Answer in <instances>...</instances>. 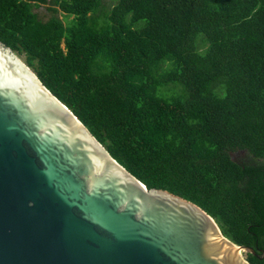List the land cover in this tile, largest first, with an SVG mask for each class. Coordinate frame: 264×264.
Masks as SVG:
<instances>
[{
  "label": "trees",
  "instance_id": "trees-1",
  "mask_svg": "<svg viewBox=\"0 0 264 264\" xmlns=\"http://www.w3.org/2000/svg\"><path fill=\"white\" fill-rule=\"evenodd\" d=\"M113 2L0 0V41L126 170L264 264V0Z\"/></svg>",
  "mask_w": 264,
  "mask_h": 264
},
{
  "label": "water",
  "instance_id": "water-1",
  "mask_svg": "<svg viewBox=\"0 0 264 264\" xmlns=\"http://www.w3.org/2000/svg\"><path fill=\"white\" fill-rule=\"evenodd\" d=\"M0 51V264H250L253 248L132 175L18 54Z\"/></svg>",
  "mask_w": 264,
  "mask_h": 264
},
{
  "label": "rangeland",
  "instance_id": "rangeland-1",
  "mask_svg": "<svg viewBox=\"0 0 264 264\" xmlns=\"http://www.w3.org/2000/svg\"><path fill=\"white\" fill-rule=\"evenodd\" d=\"M102 3L104 4L103 8L102 9H107L111 6V4H113V0H102ZM49 5L46 4V5H41L40 7L38 8H35V11L38 12V14L42 17V18H46L48 17V15L50 14V12L48 10H46V8L48 7ZM58 16L62 19L63 18V15L61 13H58ZM140 23V22H139ZM20 57V59L22 61H24V57L23 55H18ZM169 92V91H168ZM232 157L234 159H241V158H244L245 157V151H236L234 153H232ZM244 257V256H243Z\"/></svg>",
  "mask_w": 264,
  "mask_h": 264
},
{
  "label": "bare ground",
  "instance_id": "bare-ground-1",
  "mask_svg": "<svg viewBox=\"0 0 264 264\" xmlns=\"http://www.w3.org/2000/svg\"><path fill=\"white\" fill-rule=\"evenodd\" d=\"M0 57L3 58V55H2V53H1V51H0ZM13 67L18 71V68H17V67H15L14 65H13ZM26 82H28V81H26ZM239 254L241 255V250H240V252L238 253V255H239Z\"/></svg>",
  "mask_w": 264,
  "mask_h": 264
}]
</instances>
